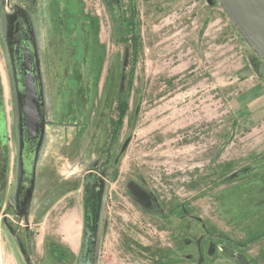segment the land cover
I'll use <instances>...</instances> for the list:
<instances>
[{"label": "rangeland", "instance_id": "1", "mask_svg": "<svg viewBox=\"0 0 264 264\" xmlns=\"http://www.w3.org/2000/svg\"><path fill=\"white\" fill-rule=\"evenodd\" d=\"M35 1L0 0V264H79L89 196L93 264H264V63L218 2ZM22 32L44 130L59 128L30 157L10 58ZM34 177L30 239L10 205Z\"/></svg>", "mask_w": 264, "mask_h": 264}, {"label": "water", "instance_id": "2", "mask_svg": "<svg viewBox=\"0 0 264 264\" xmlns=\"http://www.w3.org/2000/svg\"><path fill=\"white\" fill-rule=\"evenodd\" d=\"M244 43L264 63V0H216ZM27 62V61H26ZM26 81L21 103L23 146L27 156L40 149L44 134V103L41 81L31 64L24 65ZM29 159V158H28ZM83 245L79 264H93L96 202H86Z\"/></svg>", "mask_w": 264, "mask_h": 264}, {"label": "crops", "instance_id": "3", "mask_svg": "<svg viewBox=\"0 0 264 264\" xmlns=\"http://www.w3.org/2000/svg\"><path fill=\"white\" fill-rule=\"evenodd\" d=\"M259 89H261V87H259V86L254 88V90L252 89L258 95V96H254V97L257 99L259 98L258 100L260 102L258 105L259 108L257 109V111H254V112H255V115L260 116V117H264V93L260 92ZM261 100H262V105H261ZM58 130H59L58 127L57 128L51 127V129L48 128V130H44L43 141L41 143V146L44 143V141L47 142L49 139L53 140L55 135L58 133L57 132ZM48 132H49V134H48ZM41 146H40V148H41ZM35 185H36V177L33 178L32 182L29 185L31 187V189L29 191H28V189H24L23 191H21L19 193V196H17L16 201H14V203L10 205L11 209L15 213V215L17 217H20L26 223V227L24 228L25 230L23 232H24V234L28 235L30 237V239L34 236V233L32 232L31 227H29L28 223L30 222V220H32V215H33L32 213H34V207H35L34 205H36L35 203L37 200H35V203H33L31 205L30 201H29V196L32 193V195L36 199L41 197L42 198L41 202H40L41 206L45 205V202H46V197L44 196V194H45L44 191L42 189L35 191L36 190ZM0 209H2V208H0ZM76 227H77V225L75 223V231L77 230ZM56 236H58V233ZM42 244H43V246H45L46 242L44 241ZM47 249L48 248L44 247V258L47 256L46 255ZM49 255H50L49 258L54 259L51 251H49ZM30 258H31V254L28 252L27 260H30Z\"/></svg>", "mask_w": 264, "mask_h": 264}, {"label": "flooded vegetation", "instance_id": "4", "mask_svg": "<svg viewBox=\"0 0 264 264\" xmlns=\"http://www.w3.org/2000/svg\"><path fill=\"white\" fill-rule=\"evenodd\" d=\"M31 43H32L31 37H27L26 33L22 32L17 34L15 40L13 41L12 47H10L12 79L16 87V104L20 116H21V103L23 101L24 98L23 96L25 94L24 86L26 81V75H25L24 65L31 64V66H33V68L35 69L34 72L35 77L40 79L39 62L34 50L31 48L32 45Z\"/></svg>", "mask_w": 264, "mask_h": 264}, {"label": "trees", "instance_id": "5", "mask_svg": "<svg viewBox=\"0 0 264 264\" xmlns=\"http://www.w3.org/2000/svg\"><path fill=\"white\" fill-rule=\"evenodd\" d=\"M34 2H35V4H36V1L34 0ZM167 4L169 3V2H166ZM131 8L133 9V12H135V11H137L136 10V3H135V0H131ZM35 9L33 8L32 9V11H34ZM136 15V14H135ZM131 25L132 24H130V28H131ZM138 34V33H137ZM136 44H137V42L139 41V39H138V35H136ZM138 46V45H137ZM132 78L130 79V85L128 86V90H127V93H126V97H125V100H127L128 99V97L130 96V94H131V90H132ZM128 103L125 101L124 102V105H123V107H122V109H121V112H120V122H118L116 125H113V123H112V127H113V131L112 130H110V137L112 138V140H113V142H112V140H110V143L108 144V146L107 145H105L107 148H108V150H109V152H112L111 150L114 148V146H115V142H117V140H118V138H119V136H120V132H121V129H122V126H123V120H124V116L127 114V111H128ZM110 138V139H111ZM104 146V147H105ZM104 152L102 151V154H103Z\"/></svg>", "mask_w": 264, "mask_h": 264}]
</instances>
